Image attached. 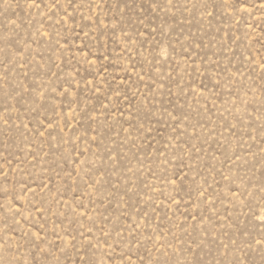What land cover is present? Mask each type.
I'll return each mask as SVG.
<instances>
[{
	"label": "rangeland",
	"instance_id": "obj_1",
	"mask_svg": "<svg viewBox=\"0 0 264 264\" xmlns=\"http://www.w3.org/2000/svg\"><path fill=\"white\" fill-rule=\"evenodd\" d=\"M0 264H264V0H0Z\"/></svg>",
	"mask_w": 264,
	"mask_h": 264
}]
</instances>
